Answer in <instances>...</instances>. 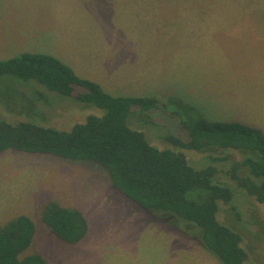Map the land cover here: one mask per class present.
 <instances>
[{
    "label": "rangeland",
    "instance_id": "1",
    "mask_svg": "<svg viewBox=\"0 0 264 264\" xmlns=\"http://www.w3.org/2000/svg\"><path fill=\"white\" fill-rule=\"evenodd\" d=\"M62 1L76 4V0ZM26 2L0 0V61L24 53L56 55L62 62L63 57H68L69 64L81 71V62L92 63L94 61L91 60L98 58L94 53L86 56L85 50L108 52L109 48L105 49L100 41L105 34L116 60L121 59L120 52L128 54L130 50L123 51V45L132 47L133 40H142L141 43L148 44L147 48L152 42L153 47L157 46L152 56L157 54V57L162 55L168 43L171 53L178 54L186 49L185 63L182 66L180 63V70L186 74L184 81L178 79L175 83L170 74L164 73L159 78L156 76L157 85L152 83L151 94L154 93V96L151 98H156L158 105L153 113L146 114L156 119V125L135 113L129 117V124L142 131L152 145L160 149L170 147L163 141L171 135L169 132H175L167 127L172 122L194 125L202 119L208 123L230 122L258 129L262 127L264 0L182 2L191 5L183 15L189 16L190 23H181L175 32L167 34L159 27L165 18L170 20L168 14L160 18H156L157 15L142 16L147 13L149 5H159L160 0H140L136 8L131 7L133 2L130 1L124 2L125 7L122 2L118 5L116 0H77L76 10H86L87 7V18L83 13L79 17L71 16V7L68 6H63L62 13L53 12L50 15L48 5L46 11L41 8L35 18H30L24 7ZM57 15L59 18L63 15L67 27ZM195 20L200 24L195 25ZM156 21L159 33L154 39L151 33L155 30ZM193 26H217V32L190 30ZM70 28H75L77 38H71ZM89 35L92 36L91 41L87 39ZM146 49H141L140 53ZM200 56L202 59L212 57L213 60H210L217 63L221 71L232 75L231 94L241 95L233 98L236 103L228 97L212 99L208 93L210 85L204 82L203 72L211 66L206 74H213L217 65L206 64L204 70L203 63L198 64ZM135 75L123 80L118 89H134L136 80L141 77ZM23 82L8 76L0 77V120L9 123L26 121L69 131L74 125L85 122L89 115L105 114L103 110L86 107L44 85H37V81L25 82L26 85ZM139 82L142 86L144 78ZM244 94L250 97L249 104H241ZM146 98L150 96L141 99ZM161 119L166 123H161ZM176 129L179 130L180 126ZM183 151L198 169L213 164L206 159L207 153ZM216 155H229L235 161L242 159L239 152L230 150L213 154ZM214 165L223 171L227 164ZM217 179L226 185L230 183L229 186L234 189L231 204L219 203L218 220L244 239L242 247L248 253L244 264H264V205L245 191L236 189L235 182L226 174H218ZM51 202L83 213L88 222V233L80 243L64 244L49 233L43 215L46 205ZM21 216L29 217L36 227L27 254L39 253L47 264H174L178 260L190 262L192 258H198L194 254L187 259L184 250L180 249L188 236L149 218L145 209L113 187L108 170L93 161H72L52 154L13 149L0 152V227ZM167 236H175L172 237L175 241H169Z\"/></svg>",
    "mask_w": 264,
    "mask_h": 264
},
{
    "label": "trees",
    "instance_id": "2",
    "mask_svg": "<svg viewBox=\"0 0 264 264\" xmlns=\"http://www.w3.org/2000/svg\"><path fill=\"white\" fill-rule=\"evenodd\" d=\"M2 76L22 80L24 85L37 81V85L105 114L89 115L85 122L69 131L26 121L0 120V152L13 149L98 163L108 170L113 187L145 209L149 218L185 234L221 264L245 263L248 253L242 247V236L217 218L219 203L231 204L234 189L230 183L223 184L216 178L218 174H226L235 182L236 189L264 205L261 129L241 123H208L202 119L194 125L172 122L167 127L175 132H169L171 135L163 141L170 147L160 149L129 124V117L135 113L156 125V119L146 114L157 108L155 98L111 96L98 83L80 78L61 60L45 54L24 53L0 61ZM161 123L166 122L161 119ZM183 150L207 153L206 159L213 164L198 169ZM228 150L239 152L242 159L213 156ZM214 163H225L226 169L222 171ZM233 209L236 210L235 206ZM43 222L49 233L64 244H78L88 233L83 213L57 202L46 205ZM35 233L34 222L26 216L0 227V264H47L41 254L26 252Z\"/></svg>",
    "mask_w": 264,
    "mask_h": 264
},
{
    "label": "crops",
    "instance_id": "3",
    "mask_svg": "<svg viewBox=\"0 0 264 264\" xmlns=\"http://www.w3.org/2000/svg\"><path fill=\"white\" fill-rule=\"evenodd\" d=\"M75 1V0H73ZM72 1V2H73ZM117 4L119 5L120 2L124 3L126 1L133 2L131 4V7L136 8L139 7L137 4L140 0H116ZM165 1V3H163ZM188 0H160L159 5H149L148 11L145 15H142L143 17L147 18L151 15H157L156 18H160L161 16H169L170 20L162 21L161 26L159 29L164 33H172L175 32L176 27L179 26V24L188 25L190 23L189 16L183 17L184 13L188 12L190 4L182 3ZM82 2V0H81ZM80 2V3H81ZM46 5H48L51 10L49 9L50 15H52L53 12L62 13L63 6L71 7L70 15H74L75 17H79L83 14H85V18H87V12L88 8L86 7V10H76L77 0L76 4L66 3L62 0H50V2L46 3V0H30L25 3L24 7L28 10L27 16L30 18H35L39 10L42 8L43 11H46ZM124 6L126 7V4L124 3ZM177 6H181V9L176 8ZM83 13V14H82ZM70 16L71 20L72 17ZM177 16V17H175ZM59 18V15H57ZM60 18L62 21H64L66 26V19L63 18V15H60ZM59 18V19H60ZM176 18V19H175ZM147 20V19H146ZM195 25H199L200 21L195 20ZM155 30L153 33L154 39L158 37L159 29L157 21L155 22ZM84 26V24L82 23ZM67 27V26H66ZM85 27L86 30L88 28L87 21H85ZM120 27V26H119ZM71 33L70 36L72 39L77 38L78 35L76 34L75 28H70ZM190 30H198V31H206L208 33V30L212 31L213 33L217 32V26L216 27H204V26H193L190 27ZM140 33V32H139ZM103 35V34H102ZM107 38V35L101 36V43L103 44L104 48H109L108 52H102V51H86L85 55H92L93 53L98 56L97 59L91 60L94 61L92 63L90 62H81V71L78 68H75L73 65H70L71 62L68 57H63V63L71 67L75 73L82 79L90 80L93 82L98 83L105 92L110 94L114 97H127L130 98L132 96H137V98H144L150 96H154V93L151 94V87L152 83L154 82L156 85V79L159 78V75L162 74H170L172 78H174V82L176 83L178 79H181V81H184L186 74L180 67V63L182 66V63H185V54L186 49L183 48L178 54L171 53V47L169 46V43L165 46L162 55L157 57V54L155 56H152V51L157 48V46H152V42H150L149 47L147 48L148 44L137 42L136 40H133L132 47H126L125 44L123 45L125 50L128 54L120 52L121 59L116 60L113 51H111V47L109 42H107L105 39ZM145 38V37H144ZM90 41L92 40V36L89 35L88 38ZM135 39V38H134ZM132 40V39H131ZM121 41L118 42L120 45ZM141 43V44H140ZM179 43V42H178ZM131 47V48H130ZM147 48V49H146ZM139 49V50H138ZM141 49H146L143 53H140ZM90 53V54H89ZM123 55V56H122ZM52 56V55H50ZM54 55L53 57H55ZM130 56V57H129ZM201 60L198 61L199 63H203L204 70L206 64L211 65H217V63H213L210 59L212 57H208L207 59L205 57L200 56ZM60 60V59H59ZM90 60V59H89ZM213 60V59H212ZM128 61V63H127ZM124 64L121 67L116 68L115 65H121ZM85 67V69H84ZM208 69L211 70V66H208L206 72H203L204 74V82L207 84L209 83V95L212 97L213 100H217L218 98H225L228 97V100L233 101V103H236V101L233 99L234 97L241 96L240 94L232 95V90L230 85V80L232 79V75L226 73V71H221L220 66L217 65V70L213 72V74H210L207 76L206 73H208ZM132 74H136L135 76L141 75L139 79L136 80V85L134 86V89H127V90H119L118 87L120 86L121 82L123 80L128 79ZM157 76V78H156ZM144 78L145 82L142 86H140V82ZM213 87V88H212ZM121 92L124 93L121 95ZM137 95H133V94ZM131 94V95H130ZM241 97V104H249L250 97H247V94L242 95ZM255 97H253L254 99ZM156 99V98H155ZM262 127L260 129H264V115H262ZM258 123V121H256ZM257 126V125H254ZM256 128V127H255ZM258 128V127H257ZM159 225V224H158ZM171 234V233H170ZM178 235V234H176ZM169 241H175L172 237L176 238L175 236H167ZM244 240V239H243ZM185 243V244H184ZM167 249H169V244L167 246ZM166 249V250H167ZM184 250V255L188 258H191L194 256V254L197 255L198 258H192V261L188 262V260H178L173 262L174 264H221V262L216 258L210 256L209 252L204 250L203 247H201L199 244L195 243L194 241L190 240V238L186 242H182V247L180 248ZM205 251L203 253L202 251ZM209 253V254H208ZM194 260L196 263H194Z\"/></svg>",
    "mask_w": 264,
    "mask_h": 264
}]
</instances>
